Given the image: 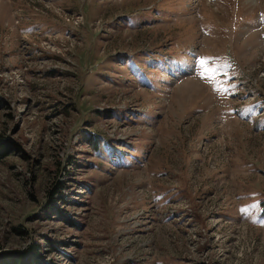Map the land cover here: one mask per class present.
<instances>
[{
    "label": "rangeland",
    "instance_id": "obj_1",
    "mask_svg": "<svg viewBox=\"0 0 264 264\" xmlns=\"http://www.w3.org/2000/svg\"><path fill=\"white\" fill-rule=\"evenodd\" d=\"M262 36L264 0H0V254L264 264Z\"/></svg>",
    "mask_w": 264,
    "mask_h": 264
},
{
    "label": "trees",
    "instance_id": "obj_2",
    "mask_svg": "<svg viewBox=\"0 0 264 264\" xmlns=\"http://www.w3.org/2000/svg\"><path fill=\"white\" fill-rule=\"evenodd\" d=\"M14 149L15 145L11 140L6 137L0 139V156H6ZM260 207L264 210V201H262ZM49 208L54 210L51 205ZM62 219L65 223H70L65 216ZM39 256L40 248L38 246L28 250L5 252L0 254V264H45L38 260Z\"/></svg>",
    "mask_w": 264,
    "mask_h": 264
},
{
    "label": "snow or ice",
    "instance_id": "obj_3",
    "mask_svg": "<svg viewBox=\"0 0 264 264\" xmlns=\"http://www.w3.org/2000/svg\"><path fill=\"white\" fill-rule=\"evenodd\" d=\"M206 64H207L206 61H201V67H202L205 71H210V69H207Z\"/></svg>",
    "mask_w": 264,
    "mask_h": 264
}]
</instances>
